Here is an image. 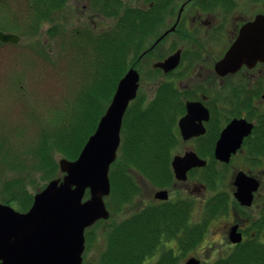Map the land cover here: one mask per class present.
<instances>
[{"label":"flooded vegetation","instance_id":"af4514ba","mask_svg":"<svg viewBox=\"0 0 264 264\" xmlns=\"http://www.w3.org/2000/svg\"><path fill=\"white\" fill-rule=\"evenodd\" d=\"M126 1L85 0L80 10L99 18L118 10V20L110 18L121 30L129 22L133 55L126 70L139 75L130 105L153 107L162 100L166 162L146 175L137 166L129 169L130 201L142 195L147 201L130 215L134 224L154 222L166 234L175 230L177 236H163L156 251L163 245L160 254H180L204 241L211 222L224 217L206 242L212 253H260L248 247L264 250V61L232 68L222 63L242 30L264 16V0ZM71 7L68 0L52 10L79 9ZM164 61L171 62L166 69L157 65ZM247 124L249 131L239 137ZM174 157L192 159L182 166V177L174 173ZM144 184L151 186L146 196ZM186 228L185 237L197 241L179 247Z\"/></svg>","mask_w":264,"mask_h":264},{"label":"trees","instance_id":"16d2710c","mask_svg":"<svg viewBox=\"0 0 264 264\" xmlns=\"http://www.w3.org/2000/svg\"><path fill=\"white\" fill-rule=\"evenodd\" d=\"M65 1L25 0V6L21 7L24 12L18 11V17V14H8L11 9L4 1L0 2V30L28 38L41 33L42 27L47 25L44 32L46 38L49 41L59 38L63 47L61 51L69 50V63L72 67L78 66L82 76L81 82L75 87L74 96L67 97L65 101L62 100L54 106L32 99L28 92H18L23 88L26 69L23 68L10 76L12 84L9 85L14 89L17 98L13 101L14 94L8 99L6 93H3L0 100L1 107L7 101L11 104L0 113V169L17 167V154H13V159H10L3 153L4 146L6 152L12 147V138L15 136L22 138L21 150L30 155L28 161L21 162V167L26 168V171L40 172L47 180L60 176L55 155L59 154L70 160L78 156L88 136L95 130L117 81L129 64L119 58L125 50L124 44L130 34L129 22L122 30L117 27V21L104 30L90 26H83L81 29L69 27V30H66L68 20L62 19L66 16L65 10H52L61 8ZM104 14L117 19L118 10H105ZM129 14L130 12H126L123 18ZM58 15L64 16L59 18ZM42 46L43 44H40V48H44ZM47 54L50 53L46 52L41 56L45 62L53 64ZM64 57L65 53L59 55V58ZM161 103L162 100H155L153 107L130 105L124 115L119 154L110 166L111 188L105 198L106 207L110 208L112 213L130 200L134 184L129 175L131 167L137 166V169L146 175L165 166L164 149H167V139L162 138L164 133ZM18 105H21V111H14ZM28 129L32 130V134L27 138L23 137ZM153 151L154 155L150 156L148 153ZM22 181L21 178L12 181L0 179V201L20 212L29 208L33 198V195L25 190V183ZM87 196L86 191L85 197ZM133 220L132 216L118 222L110 220L105 250L100 253L98 264H143L146 259L152 257L163 236L166 239L177 236L175 230L167 234L162 232L154 222L151 224L147 221L135 225ZM91 228L85 230L86 241L92 239ZM190 241L194 243L197 240L195 236L190 235L179 247ZM248 248L260 250V253L246 249L238 250L208 264H264V250L253 245ZM177 256L180 255L162 253L153 264H176Z\"/></svg>","mask_w":264,"mask_h":264},{"label":"water","instance_id":"95a60500","mask_svg":"<svg viewBox=\"0 0 264 264\" xmlns=\"http://www.w3.org/2000/svg\"><path fill=\"white\" fill-rule=\"evenodd\" d=\"M19 40V35L0 30V42ZM224 60L227 61L222 64L229 68L244 62L264 61V16L242 30ZM170 63L164 61L157 65L166 69ZM137 82V72L128 69L118 80L94 132L78 156L74 160L59 158L62 175L51 179L33 195L27 211L19 212L0 203V264H81L85 229L109 216L104 201L110 191L108 171L116 159L122 118L129 102L135 98ZM249 129L247 124V130L239 137ZM224 154L219 152L217 156L223 158ZM191 163V158L174 157L171 164L176 177H182V166ZM237 183L243 186L242 180ZM86 191L88 197L84 198ZM184 264L200 262L189 258Z\"/></svg>","mask_w":264,"mask_h":264},{"label":"rangeland","instance_id":"374dc122","mask_svg":"<svg viewBox=\"0 0 264 264\" xmlns=\"http://www.w3.org/2000/svg\"><path fill=\"white\" fill-rule=\"evenodd\" d=\"M1 1H4V4H6L11 9L9 10L8 14H18L17 17L19 16L21 7L25 6V0H0V2ZM67 1L68 0L65 2ZM130 1L132 2L133 0H127L126 3ZM71 4L73 6L71 8L79 7V9L65 10L66 16L58 15L59 18L64 16L62 19L68 20L66 30H69V27H75L79 29H81L83 26L91 27V23L97 28L107 29L114 24V21L106 15L104 16L101 14L99 18L98 13H93L92 11L89 12L88 10H80V8L86 4L85 0H71ZM21 12L23 13L24 10H21ZM46 28L47 25H44L41 29V33L28 38H24L23 35L15 33L20 37V40L17 43H0V100H2V94L6 93L8 99H10L9 97H12L11 95L14 94L12 99L15 101L17 94L13 88H10L9 84L11 82L9 78L11 75L18 73V71L23 68L27 70V73L24 74L23 88L18 92H28L30 93L32 99L44 101L46 105L53 106L62 100L65 101L67 97L74 96L75 87L77 83L81 82L82 80L81 70L78 66H71V63H69L71 60V56L68 55L69 50H65V52L61 51L63 47L59 42V38H57L58 40L52 41H49V39L46 38V35L44 34ZM130 38L131 34H129L127 41L124 44L125 50L122 56L119 57L120 59H123L125 64L133 55ZM64 39L66 40L67 36H65ZM40 44H43L42 47L44 48H40ZM39 51H42L43 53L41 54ZM46 52L50 53L47 54V57L52 59L53 64L45 62L41 56ZM64 53L66 54V57L59 58V55H64ZM25 65L28 66L26 67ZM9 103L10 101H7L5 105L2 107L0 106V113L3 109L11 106ZM19 110L21 111V105H18L16 109L14 108V111L19 112ZM8 121L12 122V120ZM31 134L32 130L28 129L23 137L27 138ZM120 135L121 143L122 131ZM12 141L13 145L9 150H7V152L5 151V146L3 147V153L10 159H13V154H17V167L14 169L3 167L0 169V179L12 181L14 179L21 178V180H23L22 182L25 183V190H27L29 194L34 195L51 179H45L43 175L40 174V172H31V170L26 171V168L21 167V162L23 160L28 161L30 155L28 153H23L24 151L21 150V137L16 138L14 136ZM14 143L16 144L14 145ZM59 158L65 157L56 154L54 159L56 160L57 165ZM144 186L146 190L144 191V196H146L147 191H149V193L151 192V186L149 184H144ZM145 200L146 199L143 197V195L140 196L136 201L129 200L125 205L123 204L120 209L114 210L113 213L111 212L110 208L106 207L110 213V219L100 220L92 226L90 230V232H92V239L90 238L89 241H86L85 239V247L82 253L81 264H98L100 253L105 250L106 236L108 234L107 227L110 223V220L118 222L124 218H127L137 209V207L141 206L143 203H146L147 201ZM224 220V217L214 219L210 225L211 232L207 231L203 239L204 241L200 242L199 245L197 244L193 248H187L184 250L183 253L179 254L180 256H177V260L175 257L176 264H184V262L189 258H195L199 260L200 264H204L206 261L210 263L218 258L227 256L228 254H224L225 252L212 253L213 244H206V242L210 243L212 241V234L216 230V226ZM189 231L190 230L186 228L185 231L179 232L180 236H182L181 242L188 238L185 236H188ZM204 245H209L210 247L204 248ZM162 248L165 247L163 245H159V250ZM159 250L155 251L152 257L146 259L143 264H153L160 255Z\"/></svg>","mask_w":264,"mask_h":264}]
</instances>
